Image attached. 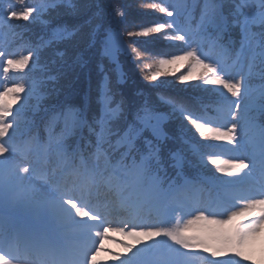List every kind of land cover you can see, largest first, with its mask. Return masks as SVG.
I'll return each mask as SVG.
<instances>
[{
  "label": "snow or ice",
  "instance_id": "snow-or-ice-1",
  "mask_svg": "<svg viewBox=\"0 0 264 264\" xmlns=\"http://www.w3.org/2000/svg\"><path fill=\"white\" fill-rule=\"evenodd\" d=\"M131 7L113 0L112 26L101 34L96 24L90 46L98 44L121 79L124 57L152 86L169 77L198 82L192 87L212 93V103L169 97L167 113L144 105L129 120L105 75L98 112L43 108L42 141L29 113L55 92L48 86L62 71L60 46L79 31L51 13L84 8L75 0H0V26L38 20L50 29L35 45H0V264H100L109 233L133 241L111 253L115 264H264V0H142L167 19L125 40L119 24ZM160 34L180 50L147 63L151 54L133 38ZM231 34L238 40L226 45ZM46 51L51 60L42 65ZM168 120L194 134L165 153Z\"/></svg>",
  "mask_w": 264,
  "mask_h": 264
},
{
  "label": "trees",
  "instance_id": "trees-1",
  "mask_svg": "<svg viewBox=\"0 0 264 264\" xmlns=\"http://www.w3.org/2000/svg\"><path fill=\"white\" fill-rule=\"evenodd\" d=\"M28 2L38 4L40 0H28ZM119 2L132 5L129 9L128 19L119 24V30L125 34V40L129 39L126 35L128 31L167 19L159 13L141 8L140 3L142 0H119ZM75 3L84 8V11L78 15H71L65 9H58L51 13V16L59 22L67 23L69 26H76L79 31L72 41L60 46V50L66 53L62 71L59 73L57 81L48 86V92H51L52 88L55 89V92L51 95L46 93L45 100L47 102H42L41 110L29 113L28 118L34 120L38 126L34 129V134L36 132L42 133L44 136L42 137V141L43 138L46 139L48 136L43 122V108L63 103L88 110L90 114L98 112L99 106L96 101L99 86L104 80L105 75L109 78L110 86L115 93V100L117 102L121 99L124 101L125 114L129 120L144 105L155 111L167 113L169 108L164 103V100L169 97H177L198 103L202 102L205 105L212 103V93L192 87V84L198 82L179 85L176 83L175 77H169L167 78L168 82L160 85L158 88L152 86L141 78V69L124 59V57H121L120 71L124 74L123 79H121L119 74L112 70L114 65L110 64L106 59L101 58L98 44L90 46L92 29L96 24L102 25L101 34L105 29L112 26L109 17V5L113 3V0H75ZM96 4H99L100 7L97 8ZM93 16H98L99 19L92 20ZM194 16L198 19V8L194 10ZM48 18L45 17V19ZM11 23L15 25V28L8 29L5 27L8 31L5 34V43L11 49H16L24 44H38L42 38H47L50 30L48 25L38 20H31L29 22L12 21ZM162 36L163 34L147 39L133 38L144 53L151 54L144 57L145 62L154 63L157 57L180 50L179 47L169 46V42L163 40ZM229 39L238 40V36L236 34H231V36L226 35L223 38V43L227 45ZM236 46L238 47V44ZM50 60V51L42 53V65L49 63ZM102 68L103 71L101 70ZM181 71L184 70L181 69ZM255 83L259 82L256 81ZM34 103L35 101H33ZM190 127L188 126V128ZM162 130L164 138L161 140V145L165 153L170 149L174 150L178 148L181 141L191 138L194 134V130L193 132H182L179 123L175 120L165 121L162 125ZM54 132L58 133L59 128H55ZM144 135L150 137L151 133L150 131H146ZM71 142L69 140V143ZM189 174L194 175V170L190 169ZM260 255L259 246L256 249L255 258L259 260Z\"/></svg>",
  "mask_w": 264,
  "mask_h": 264
},
{
  "label": "rangeland",
  "instance_id": "rangeland-1",
  "mask_svg": "<svg viewBox=\"0 0 264 264\" xmlns=\"http://www.w3.org/2000/svg\"><path fill=\"white\" fill-rule=\"evenodd\" d=\"M224 151V155H228L229 153H227L226 150H222ZM110 237H113V240H111L110 238L104 241V244L107 243L108 247L110 249L113 250H117V251H109V250H105L104 251V256L106 258H108L110 261H114L111 253H117V254H123L124 253V244H131L133 243L131 238L125 237L123 235H120L118 233H109L108 234ZM260 246V245H257Z\"/></svg>",
  "mask_w": 264,
  "mask_h": 264
}]
</instances>
